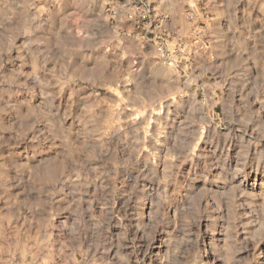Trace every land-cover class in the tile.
I'll return each instance as SVG.
<instances>
[{
  "label": "clouds",
  "instance_id": "9594fccd",
  "mask_svg": "<svg viewBox=\"0 0 264 264\" xmlns=\"http://www.w3.org/2000/svg\"><path fill=\"white\" fill-rule=\"evenodd\" d=\"M210 5L213 0L203 5L206 13ZM196 9L193 0H0V264H264V196L236 183L247 157L234 167L220 160L210 166L215 173H179L201 129H214L205 109L230 80L233 94L240 93L239 118L221 121L216 138L239 139L254 124L252 133L261 135L250 143L264 141V0H228L217 14L230 21L220 30L217 52L231 61L228 71L201 42L195 52L203 63L192 72L182 70L170 50L169 40L213 33L210 25L193 33L201 19ZM77 13L84 20L74 24ZM140 17L148 18L143 27ZM5 65L21 70L9 75ZM205 76L217 82L198 84ZM116 88L123 92L119 101L98 94ZM194 89L205 92L204 100ZM193 109L204 114L193 117ZM152 123L157 129L149 133ZM177 128L186 140L180 151L167 131ZM145 133L153 151L167 150L176 161L168 174L177 194L184 193L177 218L166 215L170 205L159 197L150 228L120 220L119 232H110L104 217L119 192L114 176L125 166L114 155L118 146L131 147L134 159ZM26 138L34 145L30 164L18 163L14 152ZM201 179L231 185L226 229L217 222L215 232L199 231L202 212L220 211L218 201L210 209L188 197ZM100 196L105 203L96 216Z\"/></svg>",
  "mask_w": 264,
  "mask_h": 264
},
{
  "label": "rangeland",
  "instance_id": "374dc122",
  "mask_svg": "<svg viewBox=\"0 0 264 264\" xmlns=\"http://www.w3.org/2000/svg\"><path fill=\"white\" fill-rule=\"evenodd\" d=\"M121 3H125L126 0H120ZM197 5V11L201 16V19L196 20L192 25V31L195 33L197 28L205 29L207 26H211L213 33L205 35H192L186 37L183 43L169 40L168 43L171 46L170 50L176 56L178 64L182 70L192 72L193 68L198 63H203V59L196 56L195 50L199 47V43H203L209 51V56L212 61L217 64H224L223 71H228L231 61L221 60L217 58V52L222 46L223 38L220 36V30L224 28L227 17L225 15H217L218 13H224L228 0H213V5H210L211 11L205 12L203 7L207 4V0H193ZM135 7H139V4H135ZM241 13H237L239 16ZM84 17L77 13L73 17L72 23H82ZM147 17H140V26L143 27L147 23ZM131 26V25H130ZM151 27L154 29L155 24ZM82 32V29H77ZM176 45H179V51ZM43 49V45H41ZM184 59H180L181 56ZM196 56L194 60L193 57ZM235 59V57H232ZM7 74H11L13 70H21L19 68L12 69L11 65H5ZM24 71H30V68L23 69ZM197 75L200 74V70H197ZM211 75V73H208ZM216 80H208L207 76L202 81L197 83H216ZM229 84H225L222 88H218L215 92V103H210L205 109L209 113L208 119L215 121L214 129L203 128L201 129L199 138L192 143L191 152L192 159H185L179 166V173L184 176L193 177L205 174L206 172L215 173L216 168L211 165L224 160L227 163H231L235 166V160L240 156H246L248 159V166L245 169V175L241 176L236 183L243 181L242 187L245 191L251 193L253 196H264V149L260 145H264V141H260L259 144H252L250 141L253 137H259L261 133H252V128L255 126L250 125L248 134H245L239 139H230L225 142L224 139H217L215 133L219 131L223 126L221 121L228 119L229 117L235 116L237 119L239 115L236 112L237 108L241 107L240 93L230 90ZM194 91H197L194 89ZM98 94L109 100L110 97H114L117 101L123 95L121 88L108 91L105 95V90H98ZM205 92L197 91L196 99L204 100ZM7 99V97H5ZM123 105H121L122 107ZM259 104L253 105V110L258 109ZM203 112H197L195 109L192 111L193 117L203 115ZM138 118V113H133ZM264 116V113H262ZM122 119V118H121ZM7 123V121H5ZM122 126V125H121ZM157 129V125L152 123L148 128L149 133H154ZM173 137V143L178 144L181 148L186 143L185 137L180 134V129L177 128L175 131L168 129ZM29 137L31 133L28 134ZM145 142L143 144V151L139 152L137 156L130 160L129 154L132 152V148H124L118 146L114 159L116 164L125 165L119 167L114 176L113 185L119 188V192L115 196L114 203L112 204L111 212L104 217V225L110 232H119L118 221L122 220L125 225L129 223L137 224L142 223L146 227H151L154 224L152 207L156 198L163 197L168 201L170 207L166 209V215L171 217L173 221L176 220L179 209L175 206L178 203L179 196H183L184 193L181 191L177 194L175 186L169 182L168 165L169 163H176L174 159L170 161L167 150L153 151L151 148V138L145 133ZM163 140V137L161 138ZM34 145L30 139H24L20 144L16 146L14 152L18 157V163H31L30 157L34 155ZM175 155V154H173ZM176 171L175 168L172 169ZM176 180L181 181L182 177L180 174L176 175ZM191 191L188 193V197L192 200H196L201 207L207 205L208 208H215L217 201L220 204L219 212H202L199 219V231L201 234L205 232H215L217 222L223 229L227 228V221L225 217L228 214L229 201L231 199V193L229 188L231 185L224 186L222 184L205 183L203 179L199 180L198 183H193ZM90 191H95L94 187H90ZM203 190V191H202ZM239 201H237L238 203ZM105 199L103 196L98 197V200L93 204V211L96 216H100ZM187 207L186 203H179V208ZM158 219V217H157ZM221 234V233H218ZM261 249H264V244L261 245Z\"/></svg>",
  "mask_w": 264,
  "mask_h": 264
}]
</instances>
